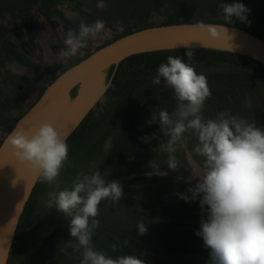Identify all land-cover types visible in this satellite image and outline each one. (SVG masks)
I'll use <instances>...</instances> for the list:
<instances>
[{
    "label": "rangeland",
    "instance_id": "1",
    "mask_svg": "<svg viewBox=\"0 0 264 264\" xmlns=\"http://www.w3.org/2000/svg\"><path fill=\"white\" fill-rule=\"evenodd\" d=\"M108 7L97 8L98 0H0V145L15 123L41 97L46 88L69 67L95 53L108 43L144 27L188 24L203 21L223 24L219 7L221 0H105ZM224 3L240 2L248 9L249 23L225 24L236 29L250 31L264 41V0H222ZM101 19L105 31L95 39H89L88 47L81 49L70 60H61L59 50L69 28L78 30L81 20L88 23ZM206 76L221 74L234 69L230 66H210L197 69ZM110 83V69L100 77L94 88L96 97L104 94ZM211 98L207 101L204 114L231 110L264 126V88L254 73L244 75L234 82L211 85ZM168 90L164 84L152 85L139 94L123 111L86 145L80 147L69 158L59 177V187L52 185L35 197L32 235L26 251L34 254L29 264H79V255L67 245L70 239L65 219L54 205L48 206V193L70 186L71 180L80 171L91 173L98 170L107 157L112 156L105 170L108 181L118 179L124 189V197L117 204L102 201L100 204V227L129 247L150 264H207L209 250L203 246L202 238L195 235L200 227L201 211L199 201L185 202L178 193H184L189 186L183 179L199 174L201 158L195 156L193 138L180 149L178 156L181 169L168 171L167 154L158 149L164 138L159 125H148L152 113L136 122L142 136L126 140L122 149L113 154L114 146L134 114L148 99ZM80 89L70 95L63 105L67 112ZM245 98H251L248 108ZM175 101L166 107L171 111ZM160 109L155 110L158 112ZM156 134L151 143L141 142V137ZM168 171L167 176L152 174L157 170ZM186 169V170H185ZM191 172V173H190ZM148 225L145 235H139L136 225L139 221ZM98 249L111 255V247L93 237Z\"/></svg>",
    "mask_w": 264,
    "mask_h": 264
},
{
    "label": "clouds",
    "instance_id": "2",
    "mask_svg": "<svg viewBox=\"0 0 264 264\" xmlns=\"http://www.w3.org/2000/svg\"><path fill=\"white\" fill-rule=\"evenodd\" d=\"M97 8L108 7L105 0H98ZM219 7L224 23L197 21L192 27L206 33L210 41H223L230 37L225 24L233 17L241 23H249L248 9L243 3H224ZM105 31V22L97 19L88 23L81 20L78 30L69 28L62 47L57 53L61 60H70L81 49L88 47L89 39H95ZM190 44V43H189ZM189 44H184L186 47ZM187 61L177 55H169L166 62L155 69L154 85L162 82L170 89L175 100L174 108H162L152 112L148 125H159L163 139L158 149L167 154L168 171L178 172L181 163L176 153L193 138L192 152L201 158L199 174L185 177L189 186L178 193L185 202L199 201L200 227L195 235L202 238L209 250L207 264H264V126L231 110H224L208 117L204 114L212 91L205 74L197 72L194 52L185 53ZM101 103L107 97L101 94ZM244 104L252 107L251 98ZM156 134L141 137V142L151 143ZM16 161L34 172L42 183L59 187V177L69 162L70 146L51 122H42L29 131L13 129L7 137ZM186 170V169H185ZM168 171L157 170L152 174L167 176ZM48 206L68 222L70 239L67 245L73 248L80 259L79 264H146L137 255H111L98 249L93 237L100 227V204L110 201L117 204L124 197L122 183L118 179L108 181L99 170L87 173L80 171L65 186L48 193ZM139 235H145L148 225L142 220L136 225ZM127 244V240L123 242ZM122 247L111 245L116 253Z\"/></svg>",
    "mask_w": 264,
    "mask_h": 264
},
{
    "label": "water",
    "instance_id": "3",
    "mask_svg": "<svg viewBox=\"0 0 264 264\" xmlns=\"http://www.w3.org/2000/svg\"><path fill=\"white\" fill-rule=\"evenodd\" d=\"M193 24L145 28L98 49L55 78L13 129L29 131L42 122H51L68 140L100 101L94 95L100 75L123 60L143 53L177 50L227 52L248 57L264 67V41L260 38L246 30L225 25L230 37L210 41L206 33L194 29ZM74 89H80V92L71 108L64 112V102ZM8 135L0 145V264L9 262L19 222L39 181L34 172L16 161L7 143Z\"/></svg>",
    "mask_w": 264,
    "mask_h": 264
},
{
    "label": "trees",
    "instance_id": "4",
    "mask_svg": "<svg viewBox=\"0 0 264 264\" xmlns=\"http://www.w3.org/2000/svg\"><path fill=\"white\" fill-rule=\"evenodd\" d=\"M145 28L146 27L142 29ZM130 34L132 33H127L126 35ZM250 34L254 35L253 33ZM192 51L194 52L193 61L197 69L210 66H230L232 69H234L233 72L231 70L229 72L215 75L211 74L207 76L210 86L224 82H234L235 80L242 78L244 75H250L251 73H254L256 79L264 88V67L256 61L251 60L248 57L227 52ZM186 52L187 51L177 50L167 52L160 51L148 54L143 53L123 60L118 66H113L110 69V83L108 89L103 95L107 97V101L105 103H101L99 101L96 107L86 116L82 124L69 137L67 140L70 146L69 158L72 157L71 155L74 154L80 147L86 145L90 139L95 137L102 129H104L108 122L112 121L117 116V114L123 111L124 108L127 107L139 94L145 92L153 85L152 80L156 75L155 69L159 67L160 63L166 62L167 56L177 55L187 61V57L185 56ZM75 92H77V89H74L71 94L75 95ZM174 101L175 100L173 98L172 91L168 89L164 92L154 95L145 103H143L139 110L134 114L129 126L125 128L122 135L119 137L117 145L114 146L113 154H117L122 149V146L127 139L130 140L136 135H143V132L140 130V128L135 127L136 122H140L143 118L145 119L152 112L159 108L168 107ZM111 159L112 156L107 157L105 163H103L98 169L101 175L105 176V170ZM47 187L48 185L42 183L40 180L36 184L32 196H30L25 211L22 214L21 220L19 222L8 264H29L33 260L34 254H29L25 248H27V244L32 235V230H34L32 214L35 213V197L44 192ZM65 225L68 226L67 220L65 221ZM94 238L103 241L110 247L113 244L122 245V247L118 250V252H120L122 255L132 254L142 258L136 249L125 245L119 238H115L103 228H98L96 230ZM146 264L150 263L146 261Z\"/></svg>",
    "mask_w": 264,
    "mask_h": 264
},
{
    "label": "snow or ice",
    "instance_id": "5",
    "mask_svg": "<svg viewBox=\"0 0 264 264\" xmlns=\"http://www.w3.org/2000/svg\"><path fill=\"white\" fill-rule=\"evenodd\" d=\"M0 165H2V163H0Z\"/></svg>",
    "mask_w": 264,
    "mask_h": 264
}]
</instances>
